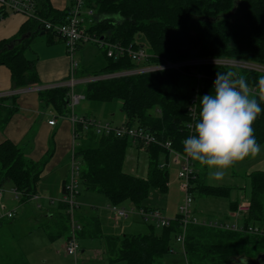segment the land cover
Returning <instances> with one entry per match:
<instances>
[{"label":"trees","instance_id":"trees-1","mask_svg":"<svg viewBox=\"0 0 264 264\" xmlns=\"http://www.w3.org/2000/svg\"><path fill=\"white\" fill-rule=\"evenodd\" d=\"M38 15L53 24L66 23L73 2L65 10L52 6L50 0H35ZM1 9L3 6L0 5ZM85 8L94 11L93 22L87 32L104 41L134 48L145 47L151 54L147 64L162 60L184 61L203 58L235 59L264 65V0H85ZM5 11V9H3ZM49 43L62 38L47 29L36 18L21 26L10 39H0V65L11 73L13 89L41 85L37 60L29 59L27 49L37 36ZM86 44H79L78 48ZM104 63L97 70L80 67L75 77H87L119 72L137 67L128 56L109 57L107 47L97 44ZM233 72L245 76L250 87L257 88L263 72L220 64H196L181 69H165L124 75L83 84L85 99L97 104L120 102L126 116V125L144 128L162 141H170L172 148L183 153L182 140L189 136L186 129L190 120L189 108L198 82L196 109L199 119V97L210 92L217 72ZM196 73L203 77L199 80ZM192 76L193 82L186 78ZM70 77V76H69ZM190 85V88L187 86ZM186 87V89H185ZM258 89V88H257ZM43 107L51 106L57 114L69 116V88L57 87L38 91ZM18 94L0 97V130H4L18 112ZM12 99V100H11ZM264 108V103H261ZM84 117H90L83 115ZM255 136L264 144V112L255 121ZM75 156L80 162L79 186L84 190L104 195L110 205L120 206L129 201L137 209L157 208L144 205L152 189L166 191L169 182L167 166L161 168V153L169 160L170 151L160 144L148 145L149 166L147 177L124 171L125 153L131 143L128 137L100 134L94 127L77 124ZM52 153L35 161L26 147L10 139L0 142V188L11 184L21 193L23 201L38 193V184ZM196 178L190 193L199 196L227 197L230 190L206 182V168L194 164ZM250 180V208L241 223L245 228L258 227L262 233H250L190 222L186 225L185 257L188 264H241L235 256H244V263L257 260L264 254V170H253ZM65 185L63 191L65 192ZM239 200L232 202L235 211ZM69 205L62 201L52 226H45L54 240L70 232ZM206 217V216H205ZM227 215L220 221H229ZM211 220L210 217H207ZM97 218L81 224L78 239L103 238L110 261L124 264H161L163 259L176 253L175 242L183 231L182 215L176 214L164 227L151 225L149 233L103 234ZM2 220V219H1ZM0 220V222H1ZM219 220V219H214ZM156 226V227H155ZM54 231V232H53ZM181 249V248H180ZM182 252V251H181ZM183 255V253H182ZM184 257V255H183ZM262 258L256 264H261ZM0 264H30L18 257L9 263L0 255Z\"/></svg>","mask_w":264,"mask_h":264},{"label":"crops","instance_id":"crops-1","mask_svg":"<svg viewBox=\"0 0 264 264\" xmlns=\"http://www.w3.org/2000/svg\"><path fill=\"white\" fill-rule=\"evenodd\" d=\"M50 2L54 8L65 10L69 7L71 0H50ZM28 19L29 16L27 14L9 10L3 11L0 7V39H10L16 36L21 26ZM27 51L35 54L34 58L29 59L36 58L37 60V71L41 85L68 80L71 73V56L67 52V44L64 39L55 43H49L46 38L39 35L33 40ZM77 86V92L83 94V84L79 83ZM14 90L16 89H13L10 70L6 66L0 65V93L8 94L14 92ZM18 90H21L17 93L19 110L12 116L5 129L0 130V142L5 139H10L17 144L23 145L26 147L29 157L35 161L42 160L49 152L52 153V157L46 164L41 175L42 178L38 184V193L35 197L23 201L24 205L20 207L25 216H20L19 220L23 219L22 223L24 225L27 224L28 228H30V231L27 232L30 233L32 230V232L34 230H42L44 232V235L41 236V241L45 248L39 250L40 253L36 254V258H39V263H37L38 261L35 258L32 261V259L30 260L26 257L28 261L26 258L25 260L30 264H72L70 261L63 263L64 258L69 259L73 257L66 252V242L69 237V232L62 237L52 240L44 228L45 226H52L54 224L57 207L62 202L64 184L69 180L71 174L70 160L73 148L75 150L72 124L69 116L66 117L57 114L51 106L43 107L39 100L37 89H26V87H23L18 88ZM96 106H99V104ZM107 108L112 110L114 104H109ZM53 118L56 122L54 125H50L48 121ZM131 144H136L139 150L146 149L148 152V145L142 142L131 139ZM101 195L100 193L91 191H86L83 196L80 193L78 194V205L75 210L77 221L83 225L84 221L97 218L96 220L99 222L103 234H135L133 233L135 232L133 222L129 221V223L117 225L119 220L115 219L114 214L108 207L107 199L102 198ZM10 196L13 198L11 193ZM80 197L83 198L82 201ZM94 200L99 203H94ZM17 210L19 209L17 208L15 210V214ZM231 212L229 211L228 215ZM15 214L12 218L4 219H15ZM139 219L143 218L139 217ZM18 223L21 222L18 221ZM0 224H2V220ZM85 238L89 241L80 244V254L77 259L73 257L75 264H79L80 259L82 263L86 262L92 256V253L99 259V263H112L108 259L103 238H97L99 239V246L97 247H94L93 241H90L95 238ZM13 243L16 248V254L18 252L19 255H22L18 241ZM86 254L88 255L87 257ZM172 260L176 261V258L170 259L169 261Z\"/></svg>","mask_w":264,"mask_h":264},{"label":"built area","instance_id":"built-area-1","mask_svg":"<svg viewBox=\"0 0 264 264\" xmlns=\"http://www.w3.org/2000/svg\"><path fill=\"white\" fill-rule=\"evenodd\" d=\"M73 2L71 8V14L66 23L62 24H53L46 19L42 18L38 15L36 2L35 0H0V5L3 6V9L9 10L12 12H21L36 18L43 26L47 29H51L56 32L62 39L65 40L67 44V52L71 56V73L68 80L62 82H55L45 85H34L31 87H26V89H37L38 91L41 89H51L57 87H67L69 88V108L70 115L69 119L72 124V132H73V141H75L76 133L75 129L77 124H83L84 127H94L96 131L100 134H114L118 137H128L132 140L142 142L143 144L150 145L160 144L163 145L166 149L170 151V153L174 156V161L181 160L182 169L179 171V177L184 180V184L182 188L186 192L184 202L178 206V213L182 215V221L184 223L183 231L177 236V242L180 244L181 251L184 255V262L187 263L185 257V237L186 230L185 227L188 223H198L205 224L215 227H221L232 230H242L250 233H262V230H259L258 227L249 226L245 228L241 223L245 214L248 213L250 208V201H239L238 207L235 211H232L229 215L232 216L233 220L229 221H220L214 219H208L207 217H197L194 215V211L191 207V203L193 201V196L190 193V189L192 187V180L196 178V171L194 163L186 158L184 153L178 152L171 146L170 141L162 142L157 136L152 135L148 131H146L142 127L131 126V125H122V126H113V124L109 122H104L99 119L93 117H84L78 116L75 112L76 106L80 103L81 100L85 99V95L77 92L76 86L79 83L85 84L92 81L103 80L113 77H119L124 75H133L143 72L155 71V70H165V69H181L184 66L196 65V64H220V65H230L239 68L251 69L258 72L264 73V65L243 61V60H235V59H215V58H203V59H193V60H184V61H170V60H162L157 64H147L146 61L151 57V54L145 47L134 48L132 45L123 46L121 44H113L108 43L103 40V38L98 37L96 34H90L87 32V25L93 22L94 11L92 9L85 8V0H71ZM94 42L99 44L102 47H107V55L109 57L119 58L120 56L128 55L136 64L137 67L123 70L119 72L106 73L102 75H94L87 77H75V72L79 68V64L74 60V54L78 48L79 44H88ZM197 78L200 80L203 75L200 73L195 74ZM215 80V79H214ZM201 85L198 82L195 89V95L192 97V103L189 111H190V120L187 123L186 129L189 131V135L192 134V128L189 125H194L197 118V109H196V101L198 99V92ZM253 94L258 93V89L256 87H250ZM25 90V89H23ZM21 90H14L11 93H0V97L10 96L13 94L19 93ZM56 120L53 118L48 121L50 125H54ZM71 174L69 180L65 185V192L62 196V201L66 202L69 205L68 212L70 214V222L71 228L69 232V237L66 242V252L77 259L78 255L81 251V245L78 239V232L81 230L82 226L77 221L75 217V210L78 205L77 196L79 194V176H80V162L75 156L74 148L71 156ZM168 166V162L164 164H160V167L163 168ZM10 193L13 198L19 199L21 197V193L16 190V188H11ZM3 197L2 188H0V199ZM35 197V195L33 196ZM110 211L114 214L116 220H120L121 218H127L131 212L126 211L122 207L118 205H109ZM140 216L144 219V221H152L158 227H164L170 223L171 218H166L162 216L159 209L145 210V209H136ZM14 211H9L6 215L1 216L2 218H12L14 216Z\"/></svg>","mask_w":264,"mask_h":264},{"label":"rangeland","instance_id":"rangeland-1","mask_svg":"<svg viewBox=\"0 0 264 264\" xmlns=\"http://www.w3.org/2000/svg\"><path fill=\"white\" fill-rule=\"evenodd\" d=\"M26 55L28 58H34L35 54L27 51ZM74 60L78 62L80 69L91 66L98 70L104 63L102 51L100 47L94 42L88 43L84 47H79L75 52ZM186 79L190 83L194 80L192 76H189ZM187 87L190 88V85ZM115 104L114 108L109 110V108H107L109 104L103 103L99 104V106H96L87 99H83L76 106L75 112L78 116L88 114L93 118L104 122H109L113 124V126H122L126 123V116L121 111L120 103H117L116 105ZM135 126L137 125L135 124ZM261 148L262 151L257 156L245 158L243 161L238 162L234 167H232L227 172L222 181H210L208 179L206 170V182L208 184L227 187L229 188L230 193L227 197L199 196L196 194L195 197H193V201L191 203V207L195 216H209L211 219L221 220L228 215L232 202L237 200L248 201L250 199V180L248 174L256 168L259 170H264V144L261 145ZM159 161L161 164L166 163V157L163 153L159 155ZM148 164L149 155L146 149L139 150L136 144H131L128 146L123 164L124 171L133 173L140 177H147ZM167 168L169 170L168 189L164 192L152 189L149 196L145 199L144 205L159 209L162 216L166 218H174L176 216L175 214L178 213V206L184 202L186 195V192L182 188L184 180L179 177V171L182 169V162L181 160L174 161V156L170 154ZM11 187V184L8 183L2 188L3 197L0 199V217L6 215V213L9 211L15 212L17 208L19 210H17L16 214L14 213L15 219L7 220L2 218V224H0V255L4 258L5 263L16 260L18 257L24 259L28 257L30 260L32 259V261L35 258L38 261L37 263H39V258H36V254L40 253L39 250L45 248L43 242L41 241V236L44 235V232L42 230H34V232H32V230L30 233L27 232L30 231V228H28L27 224L24 225L22 223L23 219L19 220L20 216H25L23 215L24 212L20 208L24 205L23 200L21 197L19 199L11 198ZM78 191L81 196H83V194L86 192L82 186L78 187ZM101 196L102 198H105L104 195ZM80 200L82 201L83 198L80 197ZM94 201V203H99L96 200ZM109 205L110 203L108 202V207ZM120 207L131 213L127 218H121L117 225L129 223V221H131L135 227V232L133 233L138 234L150 232L151 225L154 226V222L139 219V217L141 218L140 214L137 210H135V207H133L129 201L123 202ZM230 219L233 220L232 217ZM18 221L21 223H18ZM15 241H18L22 255H19L18 252L16 254V248L14 247L13 243ZM87 241L89 240H86L84 237L79 238L80 244ZM90 241H93L94 247L99 246V239L95 238ZM175 250L176 253L172 256L169 255L167 257L169 259H163L164 262L161 261V264H165V262H167V264H185L179 243L175 242ZM87 256L88 255L86 254V257ZM28 258H26V260ZM175 258L176 261H169L170 259ZM243 258L245 257L240 255L235 256V260L237 262L239 261L241 264L247 260ZM108 259L111 260L110 257H108ZM63 261V263L70 261L72 264H75L73 257L69 259L64 258ZM261 262V264H264L263 258ZM79 264L103 263H99V259L94 256V253H92L90 259L83 263L80 259ZM111 264L124 263L113 262Z\"/></svg>","mask_w":264,"mask_h":264},{"label":"clouds","instance_id":"clouds-1","mask_svg":"<svg viewBox=\"0 0 264 264\" xmlns=\"http://www.w3.org/2000/svg\"><path fill=\"white\" fill-rule=\"evenodd\" d=\"M257 88L253 94L245 76L217 72L210 92L199 97V119L189 125L192 134L182 148L186 158L206 168L210 181H222L238 162L261 153L253 125L264 112V76Z\"/></svg>","mask_w":264,"mask_h":264},{"label":"water","instance_id":"water-1","mask_svg":"<svg viewBox=\"0 0 264 264\" xmlns=\"http://www.w3.org/2000/svg\"><path fill=\"white\" fill-rule=\"evenodd\" d=\"M264 256V254L263 255H261L257 260H255L254 262H250V263H242V264H256V263H258L259 261H260V259H261V257H263Z\"/></svg>","mask_w":264,"mask_h":264},{"label":"bare ground","instance_id":"bare-ground-1","mask_svg":"<svg viewBox=\"0 0 264 264\" xmlns=\"http://www.w3.org/2000/svg\"><path fill=\"white\" fill-rule=\"evenodd\" d=\"M12 100V99H11Z\"/></svg>","mask_w":264,"mask_h":264}]
</instances>
